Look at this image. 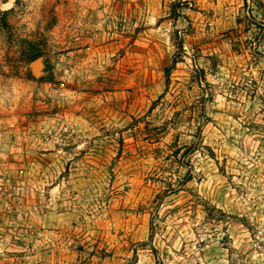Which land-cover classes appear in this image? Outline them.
Here are the masks:
<instances>
[{"label": "rangeland", "instance_id": "obj_1", "mask_svg": "<svg viewBox=\"0 0 264 264\" xmlns=\"http://www.w3.org/2000/svg\"><path fill=\"white\" fill-rule=\"evenodd\" d=\"M248 18L244 0H0V264H264Z\"/></svg>", "mask_w": 264, "mask_h": 264}, {"label": "trees", "instance_id": "obj_2", "mask_svg": "<svg viewBox=\"0 0 264 264\" xmlns=\"http://www.w3.org/2000/svg\"><path fill=\"white\" fill-rule=\"evenodd\" d=\"M244 1H245V6L248 9V14H249L248 20L251 22V24H254L257 27L259 26L261 33H263L264 32V20H260V21L257 20L255 18L256 15L253 13H254V10H256L262 16H264V0H250L251 3L249 2V0H244ZM182 5H184L183 2L180 3V6H182ZM178 47H179V49H183L182 37L181 38L179 37ZM177 63H178V60L175 56V58H173L171 65L166 67V69H165V76L167 79H170V72L176 66Z\"/></svg>", "mask_w": 264, "mask_h": 264}, {"label": "water", "instance_id": "obj_3", "mask_svg": "<svg viewBox=\"0 0 264 264\" xmlns=\"http://www.w3.org/2000/svg\"><path fill=\"white\" fill-rule=\"evenodd\" d=\"M33 66L34 68H39L41 66V59H36L35 61H33Z\"/></svg>", "mask_w": 264, "mask_h": 264}]
</instances>
